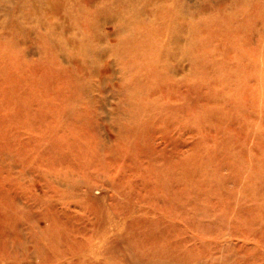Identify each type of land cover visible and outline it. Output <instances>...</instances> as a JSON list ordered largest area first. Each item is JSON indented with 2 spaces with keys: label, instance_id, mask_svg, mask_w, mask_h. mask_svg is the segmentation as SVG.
Segmentation results:
<instances>
[{
  "label": "rangeland",
  "instance_id": "374dc122",
  "mask_svg": "<svg viewBox=\"0 0 264 264\" xmlns=\"http://www.w3.org/2000/svg\"><path fill=\"white\" fill-rule=\"evenodd\" d=\"M41 2L37 0V5L42 6ZM193 2L198 7L184 11L182 27L172 32L174 41L178 40L174 45L180 48L177 58H169L165 65L168 75L161 77H169L170 85L173 77L179 78L171 69L181 67L188 74L187 82L197 85L186 97L195 115H184L187 134L179 149L187 152L178 164L183 169L182 183L167 188L165 201L151 192L153 203L159 205L143 207L149 210L147 215L139 216L129 193L118 188H91L89 203L96 207L102 202L114 209L115 223L108 224L119 248L108 252L113 258L165 259L170 264H264V111L259 150L243 152L253 161L258 157L259 162L253 163L258 162L260 168L250 174L247 184L242 182L240 191L245 174L238 180L234 177L247 163L240 154L244 147L240 138L253 129L221 101L229 90L239 89L242 75L248 76L243 77L238 92L254 82L257 88L259 75L264 78L260 63L264 58V0ZM203 7L208 11L202 12ZM40 10L31 9L27 0H0V264H76L77 255L68 251L67 244L78 243L83 250L96 226L88 223L90 217L77 201L82 196H75L84 190L75 188L82 178L67 167L79 161L92 167L88 171L93 175L103 169L100 161L104 160L113 165L108 170L114 177L122 176L118 162L125 155H135L131 148L139 142L137 130L144 119L140 105L145 100H139L143 84L129 81L127 52L120 56L114 52L127 41L126 32L97 48L78 29L77 20L90 11L82 8L68 15L64 9L61 19ZM67 25L70 30L64 31ZM114 30L113 25L103 26V34ZM69 43L77 47L75 54L83 69L94 73L86 79L99 89L93 108L87 97L81 101L79 94L64 86L57 62L73 51ZM111 45L115 47L109 52ZM247 47L256 49V61L222 60L224 53L242 56ZM90 49L98 51L101 60L91 57ZM61 66L67 73L74 70L68 63ZM127 70L130 75L122 78ZM84 106L92 118L89 122L81 112ZM190 112L194 113L192 108ZM246 114L252 118L253 109ZM88 132L97 140L86 146L80 139ZM158 206L166 207L168 215L159 214ZM97 247L96 253L102 250Z\"/></svg>",
  "mask_w": 264,
  "mask_h": 264
},
{
  "label": "bare ground",
  "instance_id": "6f19581e",
  "mask_svg": "<svg viewBox=\"0 0 264 264\" xmlns=\"http://www.w3.org/2000/svg\"><path fill=\"white\" fill-rule=\"evenodd\" d=\"M41 1L43 7L37 5V0H27L31 9L38 10V8H40L41 13H43L44 10L46 14L51 17L54 16V18L59 17L64 19V17L61 16L64 9H67L68 15H73V13L76 12L78 13L82 8L90 11L89 14H84L83 17L77 20L80 21L78 29L84 36L88 35V40L97 48H102L105 41L110 45V41L118 39V33L126 32L127 41L114 52L119 56L127 52L126 58H128V60L126 63L131 69V75L129 74L130 70H127L124 72L126 76L122 78L126 79L130 75L129 81H138L143 84L141 94L144 95L141 96L139 100H145L143 105H140V112L144 116V119L141 121L137 130V139L139 142L137 141L131 148L134 150L133 154L135 155H125L117 165L118 171L122 173V176L114 177L108 170V168H112L113 165H110L111 162H106L104 160L100 161V163L104 165L106 169H104V167V170L97 169L93 175L89 173L93 168H86L84 164L79 161L76 165L67 167L69 173L82 178V180L79 181L80 183H75L76 189L77 187L78 189L79 187L84 188L82 194L73 195L76 197L82 196L81 199L77 201L87 213L88 217H90L88 218V223H93L94 226H96L93 229L91 240L88 241L83 250L80 249L81 247L78 243H70L69 245L67 244L68 251H72L77 255L76 264H170L165 259L147 258L144 261L135 258H126V261V259L111 257L108 252L119 248L116 246L117 235L113 233L108 224L115 223L114 209L112 206L102 202L96 205V207H92L89 203L91 201L88 193L91 188L96 189L99 187H108L111 191H115L117 188L119 190L121 189L129 193L130 200L137 204L134 210L140 216L150 213L147 208H142L146 205L154 204L153 201L155 200L149 196L151 192L153 194H160L159 196L161 199L159 200L163 199V201H165L167 199L165 192L168 190L167 188L172 189V184L182 183L181 179L184 177L182 174L183 169L180 168L178 164H180V160H182L181 157L187 152L179 149V147L183 146L187 134V129L183 124L185 121L184 115L187 117L195 115V108L187 106L186 97L189 92L197 90V85L194 82H187L189 78L188 74H186L185 69L181 67L177 68L176 71L171 69V73L179 78L176 77L175 79L173 77L170 85H167L169 83V77L166 79H162L161 77L168 75L165 65L167 61H169V58H177L178 49L180 48L177 47L178 40L175 39L174 41V36H171L172 32L175 28L182 27V13L187 10H192V8H197L198 6L193 2L195 0ZM201 11L205 12L208 11V9L203 7ZM146 17H149L150 21H148ZM106 24L113 25L115 29L113 34H103V26ZM55 25L57 24L55 23ZM55 29L58 28L55 26ZM68 30H70V25L64 27V31ZM111 38L113 39L111 40ZM69 46L73 48V51H70L68 56L62 57L61 61L57 62L60 68L59 71L63 72L65 77L64 82L66 83L64 86L73 89L74 94H79V100L81 101L87 97L92 103L93 108L97 98V95L94 93L99 91V89L95 87V84L90 85L86 79L93 77L94 73H87L86 69H83L84 64L78 61L75 54L77 47L72 43H69ZM111 46L112 47L108 50L109 52L115 47V45ZM244 49H246V53L242 56H237L236 58L238 61L235 60L234 54H229V56L227 53H224V59L222 57V60L228 59L232 61V59H234L233 63L236 64L243 60L247 62L257 60L255 54H253L256 49H251L249 47ZM89 51L91 52V57L101 60L100 58H102V56L99 53V56L96 55L98 51L92 52V49ZM204 56L211 57V54L206 53ZM194 57L195 55L193 53L190 59ZM213 60L214 58H211V61ZM62 62L68 63L69 67L72 66L74 70L68 73L64 72L65 68H62ZM260 63L263 69L264 58L260 60ZM261 75L263 74L261 73ZM244 76L246 77L248 75H242L240 78L241 81ZM253 78L255 79L257 77L253 76ZM241 81L240 85H238L239 89L229 90V96H226L224 99L221 98L223 107L228 106V110L230 108L232 112H237V114L241 115L246 121V127L251 123L253 129L250 130L248 134L246 133V136L240 138L241 142L244 144L240 154L244 161L247 162L246 166L241 168V173H238L234 177L238 180L242 178L243 173L245 174L242 178L244 181L241 179L242 181L239 183V187L241 188L240 191H242L244 183L247 184V179L251 178L250 174L253 173L254 170L260 168L258 157L255 156L254 160H258V162L253 163L254 161L248 157L246 158L243 152L251 154L252 151L259 150L261 114L264 111V78L259 75V86H256L257 88H255L256 83L254 82L253 86L245 87L241 92H238L240 90ZM260 84L262 87H260ZM191 108L194 113L190 112ZM251 109H253L254 114L252 118H249L250 115H247L246 111ZM152 110H154V112H152ZM81 112H83V118L85 117L88 122L92 120L90 112L85 106L81 109ZM167 114L174 115L175 117L173 119L167 118L164 116ZM229 136L230 135H228V137ZM81 137L80 140L82 144L86 146L92 141L97 140L95 134L89 132L87 137L86 135H82ZM140 140L143 141V144ZM157 142H159L160 145L157 144ZM161 144L164 146H161ZM168 146L170 147L166 149ZM161 154L166 156L163 157ZM175 159L177 162H172V160ZM108 160L110 161V158ZM130 165L135 167V170H133ZM171 165L174 167L171 168ZM191 170L196 171V168L193 167ZM64 173H66V171H64ZM99 176H101V178ZM175 178L177 179L175 180ZM112 199L113 195H110L109 200L111 201ZM154 205H159V203ZM156 210L161 215H164L165 212L168 215L166 207L158 206ZM48 229L51 230L50 227H48ZM97 245V248L102 250L96 253L94 247ZM120 248L124 251L125 246L123 245ZM92 256H99V258H92ZM124 261L126 263H124Z\"/></svg>",
  "mask_w": 264,
  "mask_h": 264
}]
</instances>
